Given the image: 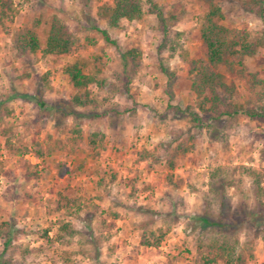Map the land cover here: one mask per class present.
I'll return each mask as SVG.
<instances>
[{"label":"rangeland","instance_id":"obj_1","mask_svg":"<svg viewBox=\"0 0 264 264\" xmlns=\"http://www.w3.org/2000/svg\"><path fill=\"white\" fill-rule=\"evenodd\" d=\"M142 1V18L123 19L115 28L100 15L102 4L112 0H13V17L0 23V227L6 229L2 222H9L15 230L9 246L0 238V264H203L199 252L206 248L198 247V231L190 227L198 224L190 217L206 201L215 206L207 188L211 168L230 172L238 186L227 189L232 201L248 186L241 165L255 168L264 184L263 121L239 113L214 127L196 126L169 107L193 104L190 75L176 54L158 52L157 18L148 0ZM217 1L220 22L249 32L254 40L261 20L244 11L241 0ZM152 2L175 16L171 30L182 32L189 56H203L199 24L207 1ZM52 14L75 37L69 54L42 56L15 47L16 35L34 19L40 20L35 30L43 42ZM96 28L107 29L116 44L106 42ZM132 47L140 49L142 65L124 92L121 52ZM77 58L87 60V72L97 73L88 87L93 101L86 107L72 105L76 91L63 71ZM160 59L174 71L172 80L161 72ZM242 62L233 70L220 66L234 85L231 99L264 106V88L250 81L253 73L264 78V47ZM71 108L83 116L69 115ZM93 132L102 134L95 146ZM169 159L175 162L172 170ZM65 197L81 209L60 208ZM103 220L114 225L101 229ZM64 222L74 233L59 228ZM144 223L148 228L171 225L158 247L140 244L138 227ZM239 238L245 239L242 232ZM247 247L245 256L251 252L253 257L245 264H264V229Z\"/></svg>","mask_w":264,"mask_h":264},{"label":"trees","instance_id":"obj_2","mask_svg":"<svg viewBox=\"0 0 264 264\" xmlns=\"http://www.w3.org/2000/svg\"><path fill=\"white\" fill-rule=\"evenodd\" d=\"M206 1L207 10L203 13L199 24V35L205 53L201 57L194 58L190 57L188 51L183 48V42L180 39L182 32L171 30L175 16H167L152 0H148L151 5L150 12L155 14L162 35L157 50L160 52L163 49H168L170 54H176L186 64L187 73L190 75L189 89L194 95L193 104L186 105L184 109L178 106L169 107L175 109L177 113L185 114L189 122L196 126L214 127L225 117L232 118L239 113L249 119L264 122V106L253 108L234 102L231 99L234 85L228 83L225 74L220 71L221 65L230 70H233L236 64L243 65L242 60L245 56L252 55L256 47H264V0H241L244 11L254 14L263 24L254 40H251L249 32L231 28L220 22L223 19V12L217 0ZM14 12L13 0H0V23L3 18H12ZM143 14L142 0H112V2H104L100 9V15L106 21L107 26L111 28L117 27L123 19L140 20ZM39 23V19H34L31 27L25 28L16 35L14 44L18 50L31 53L39 52L42 56H60L72 51L75 37L69 26L58 15L50 16L43 42L35 30ZM96 29L106 42L116 44L107 29ZM121 64L119 79L124 78V92H126L142 65L140 49L132 47L121 52ZM86 66L87 60L77 58L63 68L69 83L76 91L71 96V103L74 106L86 107L93 101L88 87L96 80L97 73L87 72ZM159 68L169 81L173 79L174 71L161 59ZM250 81L253 87L261 84L264 88V78L260 79L253 73ZM39 104L45 107L43 102H39ZM114 112L120 113L117 110ZM68 114L77 119L83 116L82 112H78L74 108H71ZM94 115L99 116V114ZM101 137L102 134L93 132L90 136V143L93 146L97 145ZM36 153L41 155L38 151ZM168 167L171 170L175 168V162L172 159H169ZM240 169L249 178L248 186L245 190L240 191L241 194L236 201H232L227 194V189L238 186L230 177V172L224 166L211 168L208 174L207 188L216 199L215 206L210 201H206L190 217L198 224L197 227H194L193 224L190 225L193 231H198L200 237L198 247L206 248L204 253L199 252L203 264H217L218 260H221L223 264H245L253 257L251 252L247 257L245 256V250H248L247 245L264 229L263 176L251 166L241 165ZM59 172L63 174L66 169L60 165ZM171 179L172 174H168L167 180L171 181ZM130 185L133 189L131 194H133L135 191L134 181H131ZM145 188L151 189L152 186L145 184ZM65 199L66 202L59 203L60 208L69 209L71 213L81 209L80 204L75 203V199L70 197H65ZM74 204L77 205L76 208L72 207ZM109 213L114 217L118 216L116 212ZM101 223V229L114 225L113 222L106 224L104 220ZM2 225H7L6 229L0 227V238L3 239L4 246L7 247L14 239L13 232L15 230L9 222H2ZM59 228L68 233L75 231L69 222L62 223ZM138 228H141V245L158 247L165 233L171 229V225H167L165 229L161 227L148 228L144 223L140 224ZM241 232L245 237L243 241H240L239 238ZM44 235L46 236L47 233L45 232ZM104 237L109 239L110 234Z\"/></svg>","mask_w":264,"mask_h":264}]
</instances>
